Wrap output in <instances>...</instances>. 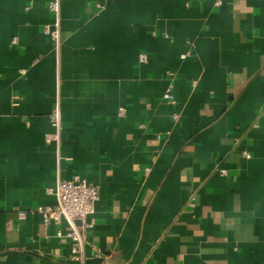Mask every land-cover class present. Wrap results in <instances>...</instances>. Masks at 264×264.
<instances>
[{
  "label": "crops",
  "instance_id": "crops-1",
  "mask_svg": "<svg viewBox=\"0 0 264 264\" xmlns=\"http://www.w3.org/2000/svg\"><path fill=\"white\" fill-rule=\"evenodd\" d=\"M47 3L0 0V264H264V0H60L57 50ZM75 177L82 263L35 211Z\"/></svg>",
  "mask_w": 264,
  "mask_h": 264
},
{
  "label": "built area",
  "instance_id": "built-area-1",
  "mask_svg": "<svg viewBox=\"0 0 264 264\" xmlns=\"http://www.w3.org/2000/svg\"><path fill=\"white\" fill-rule=\"evenodd\" d=\"M47 7L53 16V20L44 24L43 33L48 36L57 50L61 42L60 0H48ZM138 60L146 62L147 56L143 53L138 54ZM56 81L57 85H60L62 80L57 77ZM164 97L172 100L170 92H166ZM123 111L124 109L119 107L118 114L122 115ZM49 122L53 130L46 138L48 141L58 144L61 132L58 93L55 105L49 114ZM47 192L55 197L56 205H39L35 211L42 215L45 222H59L60 220L66 222L67 230L65 233L58 232L57 234L70 239V258L82 263L84 256L83 232L90 225L88 216L93 212L95 203L99 199L98 190L85 179L75 177L70 180L57 179L55 185L47 189ZM24 216L25 212L18 213V218L22 219Z\"/></svg>",
  "mask_w": 264,
  "mask_h": 264
}]
</instances>
